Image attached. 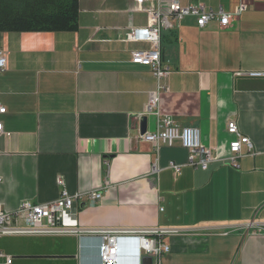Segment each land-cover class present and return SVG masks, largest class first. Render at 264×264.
I'll list each match as a JSON object with an SVG mask.
<instances>
[{"label":"crops","instance_id":"1","mask_svg":"<svg viewBox=\"0 0 264 264\" xmlns=\"http://www.w3.org/2000/svg\"><path fill=\"white\" fill-rule=\"evenodd\" d=\"M178 1L248 8L224 28L171 19L161 36L171 74L156 110L198 127L221 157L235 121L254 154L244 148L239 168L217 161L202 170L188 165L181 140L158 152L141 141L138 116L158 80L132 62L150 45L126 36L147 25V13L133 0H79L76 31L1 35L8 68L0 75V121L11 135L0 137V206L14 212L64 189L102 190L101 201L76 204L67 222L84 230L176 229L163 237L171 247L163 264H264V78L237 75L264 70V0ZM146 116L147 132L155 131L157 116ZM171 163L182 166L179 174ZM99 243L89 232L3 235L0 252L13 264H99Z\"/></svg>","mask_w":264,"mask_h":264},{"label":"built area","instance_id":"2","mask_svg":"<svg viewBox=\"0 0 264 264\" xmlns=\"http://www.w3.org/2000/svg\"><path fill=\"white\" fill-rule=\"evenodd\" d=\"M136 9L147 13V25L131 27L126 41L148 43L149 48L133 52L132 62L148 66L158 80V89L150 92V99L146 112L138 116L142 119L147 114L157 116V129L139 136L143 142L155 145L158 152L160 144L173 145L174 141L181 140L183 147L189 151L188 165L207 170L210 164L224 161L235 168H239V159L247 148L249 154H254V144L248 136L242 134L235 121H230L227 133L233 136L229 142V154L221 157L217 149L206 147L201 138V130L195 126H181L171 116L156 110L160 101L161 82L171 74L170 66L162 58L161 36L162 31L171 26V19L181 23L186 18H194L199 28H207L213 22H218L221 28L229 27L244 11L246 4H240L233 11H226L220 7L217 11L207 9L202 4L182 5L178 0L164 3L162 0H133ZM8 68V51L0 46V75ZM238 76L264 78V70L238 73ZM6 108L0 106V114ZM0 121V137L10 136ZM170 167L176 173L181 172V165L171 163ZM159 167L155 164L153 173H158ZM63 183V182H62ZM104 191L94 190L87 193L70 194L67 189L61 192L58 199L42 204H33L24 201L14 212H7L0 206V237L3 235H82L84 232L99 234V264H119L121 249L137 251V255L128 256L123 264H141L143 256H151L153 264H163V258L170 253L171 247L163 237L174 234L175 229H91L84 230L67 222L69 212L81 201L93 206L103 198ZM251 227V225H249ZM261 230V229H260ZM126 240V242H124ZM0 264H13L14 258L0 252Z\"/></svg>","mask_w":264,"mask_h":264},{"label":"trees","instance_id":"3","mask_svg":"<svg viewBox=\"0 0 264 264\" xmlns=\"http://www.w3.org/2000/svg\"><path fill=\"white\" fill-rule=\"evenodd\" d=\"M79 0H0L3 33L76 31Z\"/></svg>","mask_w":264,"mask_h":264},{"label":"water","instance_id":"4","mask_svg":"<svg viewBox=\"0 0 264 264\" xmlns=\"http://www.w3.org/2000/svg\"><path fill=\"white\" fill-rule=\"evenodd\" d=\"M140 128L142 134L147 132L148 116H144L142 118ZM124 242H126V240H124ZM133 255H137V251L121 249V257L119 260V264H123L128 256H133ZM141 264H153V258L151 256H143L141 260Z\"/></svg>","mask_w":264,"mask_h":264}]
</instances>
